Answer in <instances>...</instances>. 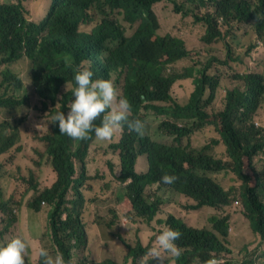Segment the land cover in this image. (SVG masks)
Segmentation results:
<instances>
[{"label":"trees","instance_id":"1","mask_svg":"<svg viewBox=\"0 0 264 264\" xmlns=\"http://www.w3.org/2000/svg\"><path fill=\"white\" fill-rule=\"evenodd\" d=\"M29 2L0 0V116L4 115L0 120V243L14 237L13 228L20 220L16 211L27 198L29 214L40 215L34 221L43 224L41 247L63 253L71 264L75 250H79L76 264H121L87 257L90 230L102 225L114 229L123 215L151 225L164 203L149 191L159 186L190 200L189 210L216 212L207 225L200 226L168 216L164 223L182 233L176 244L183 251L165 264H203L211 253L233 256L235 201L242 203L241 213L256 234V244L263 245L264 159L258 158L264 154V128L257 127L255 119L264 104V73L234 74L232 78L242 86L226 91L221 110L211 111V107L222 86L217 70L244 64L233 51L238 45L234 39L240 36L237 31L243 37L255 34L264 44V0H41L37 14ZM168 3L180 20L162 34L156 7ZM187 30L197 31L208 46L224 43V57L210 55L205 63L194 61L197 53L180 35ZM24 60L29 63L28 85L13 69ZM185 61L192 64L182 66ZM79 68L90 69L93 79H111L132 104V116L145 121L146 129L149 116L160 119L163 136L173 142H159L148 132L139 136L127 128L110 141H100L94 134L84 141L60 134L51 117L58 111L67 113ZM186 79L193 81L194 90L188 103L180 105L172 92ZM25 108L50 119L47 132L37 137L39 143L33 148L20 145L27 118L18 112ZM211 130L225 144V158L214 153L219 138L202 148L193 144L198 133L210 140L205 131ZM14 150L19 161L9 197L1 175L4 159ZM142 158H146L144 169L139 168ZM101 163L105 167L100 168ZM44 168L51 170L53 180L42 186ZM222 172L233 173L241 188L225 187L210 176ZM165 173L175 174L178 181L162 183ZM111 175L125 187V194L108 198L117 206L101 216L98 211L107 206L102 196L91 194V183L101 181L105 193L110 191ZM128 248L129 264H139L150 245L139 242ZM248 254L242 264H263L264 249ZM26 264H33L28 255Z\"/></svg>","mask_w":264,"mask_h":264},{"label":"rangeland","instance_id":"2","mask_svg":"<svg viewBox=\"0 0 264 264\" xmlns=\"http://www.w3.org/2000/svg\"><path fill=\"white\" fill-rule=\"evenodd\" d=\"M28 5L32 12L37 14L42 2L41 0H30ZM171 8H173V5L170 3L156 7V11L160 17V22L162 25V34L172 30L174 28L173 26L180 20L178 15L171 12ZM163 10L165 11L163 12ZM42 12L44 13V10H42ZM43 13H41V15ZM182 33L184 35H182ZM237 33L240 36L235 38L234 41L235 43H238V45L235 47V49H233V51L235 55H240L241 59L244 60V64L242 66L231 64L230 67H220L217 70V72L221 74L220 78L222 79V90L220 89L217 92L216 103L211 107V111L216 112L222 109L224 105L225 94L228 89L242 86L238 80H234L232 78L234 74L243 73L247 70H254L264 73V44L257 39L255 34L251 33L243 37L242 32L237 31ZM180 35L183 36L187 41L189 47L188 49L193 53H197L198 58L194 55V61L200 60L202 63H205L210 55H218L220 57H224L225 55L224 43H216L214 45L208 46L201 41V36L197 31L191 32L190 30H187L186 34L181 32ZM230 39H233V36H231ZM251 48L253 49L252 51L250 50ZM191 64V62L185 61L182 63V66H189ZM13 69L15 70L16 74L22 77L28 85L29 63L26 60L21 61ZM193 90V81L191 79H186L185 81H180L174 87L172 97L180 105H186ZM20 114L27 118L23 124L22 141L20 142V145L26 148H33L39 143V141L36 140L37 137L42 136L47 132L50 119L46 116L38 115V112L37 114L33 113L27 108L23 109L21 113L18 112V116ZM3 118L4 115H1L0 120ZM255 121L257 127L264 128V104L260 108ZM159 122L160 119H157L154 116H149L147 129L145 132H148L154 140L164 143H172L173 138H167L163 136L161 129L159 128ZM38 125L40 126L37 127ZM179 125L182 126L181 123H179ZM205 133L210 140H207L203 134L198 133L193 138V144L196 147L202 148L205 145L210 144L212 141L211 139L214 137L221 140V137L218 136V134L213 130L205 131ZM225 149L226 147L222 140L221 144L214 145V153H216V155L220 158H225L227 156ZM15 156L16 152L14 150L3 161L5 165L2 170L3 176L1 175V184L4 189L5 196L9 197L14 191L13 189L15 187L14 180L12 181V175L16 171L14 165L17 161H19V159H16ZM262 159H264V154L262 157L258 158V161ZM139 162V168L144 169L146 167V158L140 159ZM101 167L105 166L101 163L100 168ZM210 176L225 187L233 185L237 190L241 188L242 182L236 180L233 173L222 172L210 174ZM109 179L110 191L105 193L100 190L101 186H103L101 181H95L91 183V185H93V188H90L93 189L91 194L102 196L107 206V208L104 210L98 211V214L101 216H103L105 213L109 215V209L116 205L114 202L107 200L108 198L123 196L125 194V187L120 185L115 180L113 175H111ZM52 180L53 175L51 174V170L49 168H44L42 186L50 184ZM21 191L23 192L24 189H21ZM149 193L150 195L159 196L164 203L160 214L156 217L152 224L148 225L142 219L123 215L114 229H109L102 225L100 229L94 228L90 230V250L87 254V257L90 260L100 262L108 258L113 259L121 264H129L131 260L128 259V246H135L137 243L141 242L144 247H148L149 245L151 247L155 237L164 229V227H166L164 221L170 214L184 219L189 225L200 226L207 225L208 221L216 213L215 210L210 208L189 210L188 204L192 203L190 200L167 189L159 190V186H157L156 190L149 191ZM239 202L235 201V205L232 210V213L234 214V221L232 223L235 224L230 235V241L232 243L231 246H233V256H223L225 263L242 264L243 259L249 258L250 254H248V252H254L257 248L261 249L262 251L264 249V244H256V234H254L251 230L249 220H247L246 217L241 213L243 208L242 203ZM26 203L27 198L23 202L21 208L16 211L19 214L20 220L13 228V235L14 237L21 235L28 241L29 247L32 248V254H28L30 261H32L33 264H40V260H38V252L41 248L40 233L43 229V224L42 222L39 223L34 221L35 218H39L38 216L40 215L32 216L29 214V211L26 209ZM228 212L229 211H225L224 214H227ZM110 219L111 218L108 217L107 221ZM159 221H162V223ZM120 236L123 237V240L119 238ZM245 246L248 247V250L244 249ZM78 254L79 250H75L74 264H76L78 261ZM261 261L264 264V259Z\"/></svg>","mask_w":264,"mask_h":264},{"label":"clouds","instance_id":"3","mask_svg":"<svg viewBox=\"0 0 264 264\" xmlns=\"http://www.w3.org/2000/svg\"><path fill=\"white\" fill-rule=\"evenodd\" d=\"M93 75L88 68L76 70L74 98L67 113L58 111L51 117L53 124H58L59 133L73 140H88L94 134L100 141H110L127 128L129 132L143 136L146 122L132 116L133 106L130 101L121 96L111 79H93ZM98 120L99 125L96 123ZM178 179L175 174L165 173L161 177V182L173 185ZM181 236L182 233L178 229L164 227L146 254L141 257L139 264H149L152 260L165 264L170 257L181 256L183 250L176 244ZM28 253V241L22 236H15L6 243H0V264H26ZM38 255L42 264H71L65 260L63 253H52L45 247L39 249ZM222 256L223 254L217 257L215 253H211L210 258L203 264H225Z\"/></svg>","mask_w":264,"mask_h":264}]
</instances>
